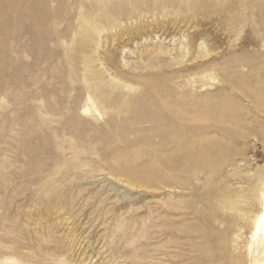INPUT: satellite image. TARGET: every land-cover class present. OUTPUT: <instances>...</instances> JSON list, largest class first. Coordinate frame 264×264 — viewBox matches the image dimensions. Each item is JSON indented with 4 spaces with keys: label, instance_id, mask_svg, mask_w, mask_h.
I'll return each instance as SVG.
<instances>
[{
    "label": "rangeland",
    "instance_id": "1",
    "mask_svg": "<svg viewBox=\"0 0 264 264\" xmlns=\"http://www.w3.org/2000/svg\"><path fill=\"white\" fill-rule=\"evenodd\" d=\"M264 0H0V264H264Z\"/></svg>",
    "mask_w": 264,
    "mask_h": 264
},
{
    "label": "bare ground",
    "instance_id": "2",
    "mask_svg": "<svg viewBox=\"0 0 264 264\" xmlns=\"http://www.w3.org/2000/svg\"><path fill=\"white\" fill-rule=\"evenodd\" d=\"M263 205H264V193H263ZM254 235L256 236V240L258 242V257L264 258V209L257 215L254 222ZM264 262V260H263Z\"/></svg>",
    "mask_w": 264,
    "mask_h": 264
}]
</instances>
